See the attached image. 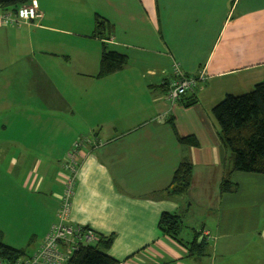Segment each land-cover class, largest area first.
Wrapping results in <instances>:
<instances>
[{
    "label": "crops",
    "instance_id": "crops-1",
    "mask_svg": "<svg viewBox=\"0 0 264 264\" xmlns=\"http://www.w3.org/2000/svg\"><path fill=\"white\" fill-rule=\"evenodd\" d=\"M36 1L35 21L0 27V112H16L14 136L0 135V197L18 213L24 195L51 209L26 248L6 243L3 229L0 240L27 256L38 251L81 138L70 219L112 236L106 252L118 264H264V175L236 172L237 191L220 195L229 154L212 115L226 95L264 81V0ZM97 17L113 26L109 40L94 36ZM103 44L128 65L97 78ZM175 64L206 80L171 104ZM184 159L191 188L171 195ZM165 213L180 217L183 244L160 231ZM195 241L202 248L190 253Z\"/></svg>",
    "mask_w": 264,
    "mask_h": 264
},
{
    "label": "trees",
    "instance_id": "trees-1",
    "mask_svg": "<svg viewBox=\"0 0 264 264\" xmlns=\"http://www.w3.org/2000/svg\"><path fill=\"white\" fill-rule=\"evenodd\" d=\"M30 2L31 0H0V9L17 11ZM113 31V26L106 20L96 18L93 33L95 37L109 40ZM127 65V56L111 51L106 44H103L96 77L105 78L123 70ZM195 103L194 99H188L185 106L195 105ZM212 114L218 126L219 138L229 154L224 164L219 193L220 195L235 193L238 188L233 182L234 173L264 175V81L256 84L248 93L226 95L213 108ZM177 138L183 146L198 147L199 145L193 136L180 137L177 134ZM192 178L193 166L188 159H184L173 173L167 192L176 196L187 193L191 188ZM181 226L180 217L170 213L163 214L158 223L163 235L183 244L180 240ZM83 227L84 230L90 229ZM112 242V236L105 237L97 234L96 242L81 244L67 264H118L106 252ZM202 245L203 243L198 246L197 241L193 242L189 248L190 253L196 248L197 250L202 248ZM25 256L27 255L24 251L15 249L0 240V259L13 263Z\"/></svg>",
    "mask_w": 264,
    "mask_h": 264
},
{
    "label": "built area",
    "instance_id": "built-area-1",
    "mask_svg": "<svg viewBox=\"0 0 264 264\" xmlns=\"http://www.w3.org/2000/svg\"><path fill=\"white\" fill-rule=\"evenodd\" d=\"M39 14V6L36 0L17 11L0 9V27H14L35 21ZM174 72L179 77L171 84L168 92V100L176 104L187 94L194 93L197 87L206 80L205 73L198 76L186 77L178 65H174ZM85 142L77 141L69 153L68 163L65 169L69 172L66 180L64 194L61 199L57 213V220L45 236L42 245L36 253L8 263L0 259V264H67L72 255L81 244H92L97 240V234L91 229L84 230V227L71 222L70 213L76 178L80 168L77 160L81 147Z\"/></svg>",
    "mask_w": 264,
    "mask_h": 264
},
{
    "label": "rangeland",
    "instance_id": "rangeland-1",
    "mask_svg": "<svg viewBox=\"0 0 264 264\" xmlns=\"http://www.w3.org/2000/svg\"><path fill=\"white\" fill-rule=\"evenodd\" d=\"M23 90L25 89L23 88ZM249 91L251 90H246L244 92H236V93L244 94V93H248ZM235 95H239V94H235ZM15 113L16 112L12 110H6L3 112H0V124L6 123L8 127L4 129L5 132H0V135L10 136V137L14 136ZM21 117L24 118L26 116L22 115ZM69 118L71 122H74V123L76 122V120L73 117H69ZM87 135L88 133H86L84 136H87ZM73 146H71L72 148L70 152L72 151ZM63 190H64V187L62 186V191ZM23 198L27 199L28 206L27 207L21 206L22 207L21 212L18 213L17 208L14 205L13 199L11 200L6 199L4 202H1L2 200L0 197V231L3 229L6 232V237L4 238L6 243H12L16 245L18 248H24V247L26 248L27 247L26 245L29 242L30 236L33 233H36V234L43 233L42 231L44 230V228H42V226L44 225L45 220H46L44 212L50 211L51 209V208L48 209V206H46V208H43L44 206H41L40 204L41 202H39V200L43 201V199H40L38 197L30 198L24 195ZM30 205H33V206H30ZM53 207L56 208V203H54ZM3 237H4V233H3ZM27 251L30 254L33 253V250H31L30 248Z\"/></svg>",
    "mask_w": 264,
    "mask_h": 264
}]
</instances>
